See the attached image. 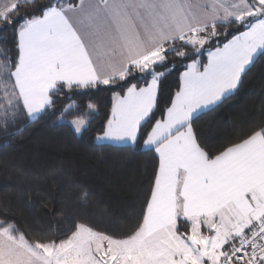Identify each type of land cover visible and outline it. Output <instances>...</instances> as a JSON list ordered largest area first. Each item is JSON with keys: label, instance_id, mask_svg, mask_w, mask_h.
<instances>
[{"label": "snow or ice", "instance_id": "6c2138e0", "mask_svg": "<svg viewBox=\"0 0 264 264\" xmlns=\"http://www.w3.org/2000/svg\"><path fill=\"white\" fill-rule=\"evenodd\" d=\"M29 5L39 14L20 16ZM10 26L14 57L0 43V128L51 113L81 133L97 105L76 114L75 101L58 99L120 89L95 140L142 141L158 166L123 233L73 218L63 238L33 237L0 208V264H264V124L221 150L195 127L264 58V0H10L0 29ZM178 60L188 62L161 107V82Z\"/></svg>", "mask_w": 264, "mask_h": 264}, {"label": "trees", "instance_id": "16d2710c", "mask_svg": "<svg viewBox=\"0 0 264 264\" xmlns=\"http://www.w3.org/2000/svg\"><path fill=\"white\" fill-rule=\"evenodd\" d=\"M46 2L36 0L37 5ZM25 11L39 14L32 5L21 8L20 16ZM15 39L14 26L0 29V43L11 49L13 57ZM201 59L206 61V55ZM187 62L178 60L176 69L162 80L161 107L176 90ZM113 91L121 90H77L58 99V107L75 101L76 114H85L89 101L97 105L81 133L51 113L36 121L21 116L6 130L0 128V208L14 214L22 230L28 229L33 237L63 238L73 218L119 234L139 217L158 158L142 147V141L128 147L97 143L95 135L110 115ZM260 124H264V58L250 66L234 94L195 121L201 140L212 150L237 142Z\"/></svg>", "mask_w": 264, "mask_h": 264}, {"label": "rangeland", "instance_id": "374dc122", "mask_svg": "<svg viewBox=\"0 0 264 264\" xmlns=\"http://www.w3.org/2000/svg\"><path fill=\"white\" fill-rule=\"evenodd\" d=\"M7 3H10V0H0V8H3V6Z\"/></svg>", "mask_w": 264, "mask_h": 264}, {"label": "crops", "instance_id": "0c3cea01", "mask_svg": "<svg viewBox=\"0 0 264 264\" xmlns=\"http://www.w3.org/2000/svg\"><path fill=\"white\" fill-rule=\"evenodd\" d=\"M206 62V61H205ZM97 143H101V144H103L102 142H99V141H97ZM145 149V148H144ZM157 156V155H156ZM158 158V157H157Z\"/></svg>", "mask_w": 264, "mask_h": 264}]
</instances>
